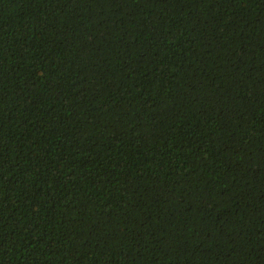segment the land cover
<instances>
[{"label": "trees", "instance_id": "1", "mask_svg": "<svg viewBox=\"0 0 264 264\" xmlns=\"http://www.w3.org/2000/svg\"><path fill=\"white\" fill-rule=\"evenodd\" d=\"M0 264H264V0H0Z\"/></svg>", "mask_w": 264, "mask_h": 264}]
</instances>
